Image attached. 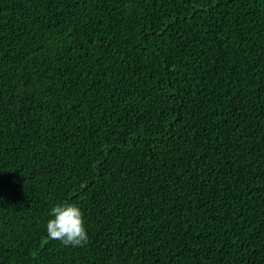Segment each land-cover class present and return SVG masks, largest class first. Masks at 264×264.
Masks as SVG:
<instances>
[{"label":"trees","instance_id":"1","mask_svg":"<svg viewBox=\"0 0 264 264\" xmlns=\"http://www.w3.org/2000/svg\"><path fill=\"white\" fill-rule=\"evenodd\" d=\"M0 264H264V0H0Z\"/></svg>","mask_w":264,"mask_h":264}]
</instances>
